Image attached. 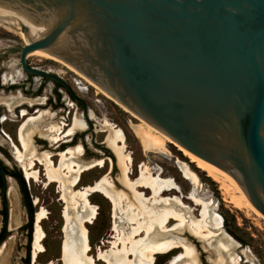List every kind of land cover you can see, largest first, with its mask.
Segmentation results:
<instances>
[{
	"label": "water",
	"instance_id": "obj_1",
	"mask_svg": "<svg viewBox=\"0 0 264 264\" xmlns=\"http://www.w3.org/2000/svg\"><path fill=\"white\" fill-rule=\"evenodd\" d=\"M0 7L46 27L3 50L18 52L28 74L62 81L25 60L36 49L57 56L243 190L264 217V0H0ZM61 37L67 45L53 47ZM0 176L4 200L1 164Z\"/></svg>",
	"mask_w": 264,
	"mask_h": 264
},
{
	"label": "bare ground",
	"instance_id": "obj_2",
	"mask_svg": "<svg viewBox=\"0 0 264 264\" xmlns=\"http://www.w3.org/2000/svg\"><path fill=\"white\" fill-rule=\"evenodd\" d=\"M0 24L5 27L17 26L18 28H20L21 24L27 26L28 32H22L26 39L29 40L39 37L46 31V27L43 24L36 25L31 20L16 17L6 8L2 7H0ZM66 45L67 39L61 37L54 43L53 47L64 48ZM34 52H42V54L58 58L46 50L36 49L30 53ZM30 53H28V55ZM70 66L71 65H69V67ZM76 84L80 90L83 89L79 81H76ZM101 90L105 92L103 89ZM105 93L109 95L107 92ZM109 96L118 102L111 95ZM42 101V97L27 99L23 98L18 93L8 95L0 94V104L6 106L9 110L21 102L32 104L34 102L41 103ZM118 103L121 104L120 102ZM24 113L25 111L22 110V114ZM87 114L88 112L86 114L84 113L85 117H87ZM44 115L49 116L50 113L45 109L40 110L38 118ZM45 117H43V119ZM35 118L34 116H28L19 125L17 131L18 143L20 144L19 147L15 145L10 135L9 137L11 138V146L15 158L22 166L25 177L37 180L40 176V172L32 166V160L36 157L34 156L36 151L31 141L32 135L35 132L46 135L48 134L47 132H52V140L55 141L59 140L61 137H68L76 128H83L84 123L79 117L78 119L74 116L72 127L61 135L60 126L55 125L56 123L52 125L49 124L48 129H46L45 126H43L44 128L31 126L30 123L36 120ZM47 121L49 120L47 119ZM132 124L133 123H131V125ZM103 126L107 132L104 140L108 144V147L112 149L116 158V164L121 168V177L119 180L124 186L129 187L133 194L129 193V191L126 192L121 189H116L111 179L108 177V172L104 173L99 179L94 180L91 184H85L77 188L74 187L80 172L88 169L93 164L102 166V161L100 159L78 161L77 157L81 152L80 146L76 148L68 147L66 150L60 151L57 166L52 164L51 155L46 151H43L46 153L42 154V157H38L39 161L44 165L43 175L45 176V185H49L52 182L56 183L61 194V199L64 202V208L62 209L64 221L62 227L63 241L59 258L62 264H100L97 261H102L105 264H154L157 256H164L170 252H173V255L166 264H177L179 261L185 260L189 261L187 264H198L197 252L193 246L188 244L189 240L187 239V241L186 238L181 239L174 235H184V225L187 226L189 234L199 238L212 237L207 247L210 254L214 256L210 257L212 264H237V260L232 257L231 253L237 242L225 232V229H223L222 216L218 213L216 208L213 207L209 209L205 201L197 198L194 195L197 194L194 187L187 193V199L194 206L200 208L198 214L199 218L193 216L194 208L187 210L180 208L177 197L175 195L168 196L165 192L175 191L177 194L179 192L182 194L181 188L175 178L164 176L163 170L159 166L152 167L142 161L138 165V174L134 178H129L128 174L130 173L133 158L129 153H124L126 143L124 131L118 125L107 120L103 122ZM132 128L139 133L138 137L141 139L142 151L145 155L155 152L170 157V155L166 154L162 147L159 146L158 140L153 141L150 136L141 135V131H139L135 125H132ZM152 129L174 143L191 162L201 170L206 171L208 176L218 182L220 181V179L195 154L191 153L180 144L173 142L155 127ZM49 140L51 139L49 138ZM110 162L113 164L111 160ZM176 165L178 170L182 173V176L188 179L193 186L197 181V177L193 171L187 169V166L180 163L178 159H176ZM136 186L147 189L149 194L145 195L143 191L137 190ZM7 190L11 197L13 194L12 188L9 186ZM92 192H98L110 201L112 204L113 218L111 225L112 232L109 239L106 241L111 245L104 251L99 247L96 256L90 255L92 248L85 226V223H92L97 214L96 206L92 204L87 197V195ZM240 193L241 194L235 199V206H241V199H245L246 197L247 201L245 204H250L252 208L257 211L248 200L245 192L243 191V193ZM124 200L128 204L125 216L128 218L126 219L127 226L131 228L129 232H122L119 227L121 218L118 216V213H120L118 209H121V203ZM35 202L36 200H34V203ZM45 217L46 211L44 208L41 207L40 210L36 211L32 233V264H55L52 259L46 262L36 261L38 254L44 251V246L42 244L44 231L40 225V221ZM172 220H174V222H172ZM213 229H215L216 232H213ZM178 248H182V250ZM176 250L178 251L176 252ZM240 251L247 258L250 255L246 248H242Z\"/></svg>",
	"mask_w": 264,
	"mask_h": 264
},
{
	"label": "rangeland",
	"instance_id": "obj_3",
	"mask_svg": "<svg viewBox=\"0 0 264 264\" xmlns=\"http://www.w3.org/2000/svg\"><path fill=\"white\" fill-rule=\"evenodd\" d=\"M27 40L29 39H26L23 32L17 26L5 27L0 24L1 46L5 44L21 46L25 42H28ZM16 59V53H9L5 58H3V61L6 62L9 60V62H12L16 61ZM1 61L2 60H0V62ZM27 61L34 66L51 68L59 71L62 76L68 78L70 85L74 89L73 79H80V81H77L80 82L83 87L81 90L84 91H80L78 86L77 88L79 90H75L77 94L80 95V98L83 100L84 105L88 110L89 121L92 120L91 128L94 130L95 137L91 139L99 144L97 145L95 142H92V144L86 143L84 145L86 151L84 157L93 160L91 158L100 156L94 159H100L105 165L103 168H95L99 166L92 165L88 169H85L84 172H86H83L79 185L82 186L85 184H91L93 180L99 179L104 173L108 172V177L111 179L116 189H121L126 192L129 191V193L133 194L130 188L124 186L119 180L121 177V168L116 164L115 156L114 163L113 159H109V162L111 160L113 163L112 166H114L110 171V167L106 159L109 157V154L107 152H103L105 147L106 151L112 152V149L108 147V144L104 140L107 132L104 129L103 122L106 120L111 123L113 122L124 131L126 137L124 153H129L133 158L130 173L128 174L129 178H134L138 174V165L142 161L152 167H161L163 175L175 178L182 191V194L180 192L177 194L175 191H168L165 192V194L168 196L175 195L179 201V207L184 210L194 208L193 216L195 218H199L198 214L200 208H198V206H194L187 199V193L192 187H194L195 192L197 193L194 195L205 201L208 204L209 209L213 207L216 208L218 213L222 216L223 229H225V232L237 242L231 252L232 257L237 260V264H264V217L259 212L258 214L250 204H245L247 201L246 197L245 199H241V206H235V199L241 194L240 192L243 193L241 189L223 182L222 180L218 182L212 179L207 175L206 171L201 170L193 162H191L174 143L170 142L160 133L153 130V127L150 124L146 123L112 99L109 95L103 92L100 87L92 83L89 78L83 74L79 75L77 71L71 69V66L65 67L60 63V59L55 58L54 56L42 54V52H34L29 54ZM67 65L69 66V64ZM13 72L15 73L16 79L23 77V73L19 68L14 69ZM10 77L13 78V76ZM4 81L7 82L6 76L4 77ZM1 115V119L4 120L6 115H3V112H1L0 116ZM45 116L46 115L43 117ZM43 117H41L42 121L50 119V117L47 116L44 119ZM12 119V117H8L5 121L0 122V130L3 129L4 132L11 135V138H14L15 123ZM83 122L85 126L82 131H86L88 124L84 117ZM131 123H133L132 125H135L138 130L141 131V135L150 136L153 141L158 140L159 146L162 147L163 151L166 154H169L170 157H166L155 152L145 155L142 151L141 139L138 137L139 133L132 128ZM32 124L33 123H30L31 126H33ZM87 138V140L90 139V134H87ZM0 157L10 169L15 168L16 166L18 167L10 156V148L5 142H3L1 133ZM176 159H178L180 163L186 165L187 169L192 170L196 175L197 181L193 184V186L191 182L188 179H185L182 176V173L178 170ZM22 174H24L23 171ZM24 180L29 198L31 200L33 219H35L36 211L40 210L41 207L46 211V217L40 221V225L44 231V237L42 240L44 251L38 254L36 261L46 262L52 259L55 264H62L59 258L61 254V244L63 241L62 227L64 221L62 217V209L64 208V202L61 199L58 186L56 183L45 185L44 181L40 179V176L37 180L28 178H24ZM77 185L74 187H80ZM9 186L13 190L11 197L9 196L7 190ZM136 189L143 191L145 195L149 194V191L141 186H136ZM87 197L97 208V214L93 222L85 223L88 231L89 242L92 248L90 255L96 256L99 247H101L102 251H104L111 245L106 241L109 239L112 232V204L98 192H92L88 194ZM34 200H36L35 203ZM127 205L128 204L124 200L121 203V209H118V212H120L118 213V216L121 218L119 227L122 232H129L131 229L126 223V219H128L125 216V211L128 209ZM186 217L189 218L188 216ZM29 218L30 211L24 201L16 179L12 176H6V193L4 194V200L0 195V264H26L27 259L28 264H32L30 254L32 250V233L34 228H32L30 234L31 241H29V229L27 227ZM172 222H174V220H172ZM184 228V235H174L178 238H186V240H189H187L188 244L193 246L197 252L196 255L198 264H212L210 257L214 256L210 254L209 249L207 248L212 237L199 238L189 234L187 226L184 225ZM213 232H216V230L213 229ZM242 248H246L248 250L250 254L248 258L241 253L240 250ZM178 249L182 250V248ZM177 251L178 250H176V252ZM172 255L173 252L165 254L164 256H157L154 264H166ZM97 262L100 264L103 263L102 261ZM187 263H189V261L185 260L179 261L177 264Z\"/></svg>",
	"mask_w": 264,
	"mask_h": 264
},
{
	"label": "flooded vegetation",
	"instance_id": "obj_4",
	"mask_svg": "<svg viewBox=\"0 0 264 264\" xmlns=\"http://www.w3.org/2000/svg\"><path fill=\"white\" fill-rule=\"evenodd\" d=\"M11 46L12 45H9V44H5V45L1 46V43H0V60H2L0 62V93L3 95L18 93L19 95H21L22 97L24 96L27 99H36L39 97H42V99H43V101L41 103L34 102L32 104H29L26 102H21L19 104H16L11 110L5 108L6 106H4L3 104L0 105V114H1V112H3V115L4 114L6 115V118L4 120L1 119L2 115L0 116V122L5 121L8 117H12L13 118L12 121L15 123L14 135H13L14 138H12L15 145L17 147L20 146V144L18 143V136H17L18 127L25 120V118L28 116L36 117L35 118L36 120H33V122H32L33 123L32 125L34 127L36 126L39 128H44L43 126H45V128L48 129L49 124L52 125V124L56 123L55 125L60 126L61 135H63L66 130H68L69 128L72 127V125H73L72 122H73L74 116L77 118L79 117L80 120H82V121H83V117H84L85 121L88 124V128L86 131H82L83 128H76L73 130L74 132H72V134H70L68 137H66V138L61 137L59 140H55V141L52 140V138H53L52 132H47L49 134V135L47 134L48 136L46 134H41L38 132H35L32 135L31 141H32V145L34 147V150L36 151V153L34 155L36 157L34 160H32V166L35 169L39 170L40 179H42L44 181V179H45V176L43 175L44 174V165L42 164V162L39 161L38 157L39 156L42 157L41 155L46 153V152H48L51 155V162H52V164H55V166H57V164H58L60 151H64L68 147L69 148H76V147L80 146L81 152L77 157L78 161L90 160V159H87L84 157L85 153H86L84 145L86 143L92 144V142L97 143L96 141L91 139V138L95 137L94 130H92V128H91L92 127V120L89 121V117H88L89 113L87 114V117H85L84 113L86 114L88 112V110L86 109L83 100L80 98V95L77 94V92L75 90V89H78L76 81L77 80L80 81V79H75V78L73 79V84L75 87V89H74L70 85L68 78L62 76L59 71L51 69V68L34 66L30 62H28L27 58L29 55L25 57V60H26V63L28 66L53 73L54 75L58 76L62 81H55L53 79L46 78L42 75H37V74H33V73L28 74L24 70V68L22 67V65L20 63L18 52L3 53L4 49L9 48ZM9 53H16L17 54L16 61H12V62H9V60L6 62L3 61V58H5L7 56V54H9ZM60 63L63 64L65 67H69L65 62L60 61ZM18 68L23 73V77L16 79L15 73L13 71H14V69H18ZM71 69L77 71L76 69H74L72 67H71ZM77 73L79 75H81V73L79 71H77ZM5 76L7 77V82L4 81ZM10 76H13V78ZM80 91H84V90H80ZM43 109L47 110L50 113V115L47 117H50L51 120L49 119V121H47V120L42 121V118H41L42 116H40L38 118L39 111L43 110ZM22 110L25 111L24 114H22ZM9 115H12V116H9ZM84 126H85V124H84ZM0 133L2 135L3 142H5L10 148V156L12 157L13 161L18 165V167L16 166L15 168L10 169L4 163L2 158L0 157V164H1L2 169L4 170V175H5V193H6V176L14 177V179H16L18 186H19V189L21 191L20 184H19V177L22 178L24 182H25L24 178L26 179V177L24 174H22V171H23L22 167L20 166V164L16 160V158H14L15 157L14 153H12L13 148L11 146V143H12L11 138H10L11 135L7 132H4L3 129L0 130ZM87 134H90L89 140H87L88 139ZM9 135H10V137H9ZM49 138L51 140H49ZM97 145H99V144L97 143ZM100 147H103V146H100ZM43 151H46V152H43ZM96 152H98V151H96ZM103 152H107L109 154V157H107L106 159L108 161L110 171H111L114 166H112V164H110L109 159H113V163H114V159H115L114 154L111 151H109V152L106 151V147L103 149ZM97 154H99V153H97ZM98 157H100V156H95L94 158H98ZM94 158H91V159L97 160ZM104 160H105V158H104ZM103 163L101 164L102 166L95 167V168H103L105 165ZM93 165H97V164H93ZM83 172H84V170L78 174L77 183L75 184V186L77 184H78L77 186H81L79 184H80V181L82 179ZM52 183H54V182H52ZM2 186H3V180H2V177L0 176V195L2 194ZM25 186H26V184H25ZM27 193H28V191H27ZM1 198H2V195H1ZM31 209H32V207H31ZM30 214H31L30 215L31 216V227H30V232H29V241H31V237H30L31 235L30 234L32 231V218H33L32 211Z\"/></svg>",
	"mask_w": 264,
	"mask_h": 264
},
{
	"label": "trees",
	"instance_id": "obj_5",
	"mask_svg": "<svg viewBox=\"0 0 264 264\" xmlns=\"http://www.w3.org/2000/svg\"><path fill=\"white\" fill-rule=\"evenodd\" d=\"M19 184H20V188H21V191H22V195H23L24 201H25L26 205L30 208L29 210H30V213H31V211H32V209H31V201H30L29 195H28L27 190H26L25 182L20 177H19ZM27 227H28L29 232H30L31 216H30L29 222L27 224ZM26 264H28V259L26 260Z\"/></svg>",
	"mask_w": 264,
	"mask_h": 264
}]
</instances>
